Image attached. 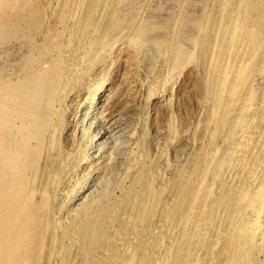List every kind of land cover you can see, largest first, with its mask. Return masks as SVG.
Segmentation results:
<instances>
[{
  "label": "bare ground",
  "instance_id": "bare-ground-1",
  "mask_svg": "<svg viewBox=\"0 0 264 264\" xmlns=\"http://www.w3.org/2000/svg\"><path fill=\"white\" fill-rule=\"evenodd\" d=\"M18 1L0 0V42L31 50L17 82L0 86V264H247L264 185L252 194L246 187L255 186L264 139L250 148L252 159L258 153L237 188L219 152L251 123L249 103L264 118V36L240 18L199 24L200 72L191 81L200 119L182 143L173 113L187 89L169 79L179 24L167 30L157 77L138 89L134 53L92 25L120 0H30L24 14L9 11ZM244 6L264 17V0ZM57 27L64 31L54 41ZM162 113L171 115L168 128Z\"/></svg>",
  "mask_w": 264,
  "mask_h": 264
},
{
  "label": "rangeland",
  "instance_id": "rangeland-1",
  "mask_svg": "<svg viewBox=\"0 0 264 264\" xmlns=\"http://www.w3.org/2000/svg\"><path fill=\"white\" fill-rule=\"evenodd\" d=\"M244 3H247V0H120L103 23L93 21L92 25L94 28L102 26L107 32L116 36L118 48L128 49L134 53L133 85L141 89L150 85L162 69L165 59L169 57V52L162 45L168 37L167 30L171 25L179 24L176 45L181 55L177 65L170 67L169 79L171 84L175 86L184 84L187 89L184 96L178 99L179 108L174 110L173 115L177 117L176 127L182 143H188L200 119L199 97L194 89V80L191 81L200 72L199 64L195 59L197 50L194 46V40L198 36V26L208 15L215 18L222 16L240 18L253 31L264 36V17L248 13ZM42 4L44 7L46 2L43 1ZM12 7L14 10H23L24 14L31 9V2L30 0H19L16 6H9L8 10L11 11ZM52 8L53 5L49 12H53ZM1 22L3 19L0 18ZM142 30H147V34L143 36ZM43 31L44 29L41 30L38 44H42L45 40L46 34ZM63 31V27L55 28L53 40L58 39L57 34ZM48 51L51 53L50 50ZM30 56L31 50L23 42L15 40L3 44L1 41L0 86L15 84L21 75L22 65ZM105 58L107 63L113 62L115 60L113 51L109 49ZM114 80L115 78L112 77L109 81L114 82ZM102 84L103 82L95 81L94 98L99 94ZM252 89L253 96L258 98L261 90L255 85ZM247 113V121L251 123H243L238 132L230 135L228 148L223 153L221 149L219 152L229 163L226 165L230 166L233 188L242 185L249 177L251 162L256 159L258 153L254 150L252 159L250 148H259L257 137L261 136L264 139V118L261 121L262 114L257 111L253 102L248 104ZM162 114L163 121L161 122L168 128L171 115ZM206 163L207 167L212 166L210 159ZM252 174L254 183L251 185L255 184V186H251L252 188L248 187L250 185L245 186L250 194L258 191L261 182L264 185V158L257 163ZM196 176L199 177L198 172ZM240 179H242V184L239 182ZM217 192H220L219 189ZM250 230L253 232V242L247 264H264V190L262 201L254 210Z\"/></svg>",
  "mask_w": 264,
  "mask_h": 264
}]
</instances>
